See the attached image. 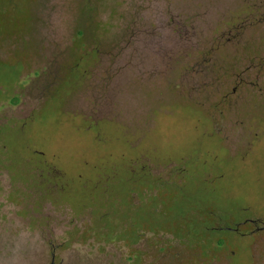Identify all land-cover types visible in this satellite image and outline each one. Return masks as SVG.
I'll return each mask as SVG.
<instances>
[{"label": "rangeland", "instance_id": "obj_1", "mask_svg": "<svg viewBox=\"0 0 264 264\" xmlns=\"http://www.w3.org/2000/svg\"><path fill=\"white\" fill-rule=\"evenodd\" d=\"M3 31L0 264H264V0H0Z\"/></svg>", "mask_w": 264, "mask_h": 264}, {"label": "flooded vegetation", "instance_id": "obj_2", "mask_svg": "<svg viewBox=\"0 0 264 264\" xmlns=\"http://www.w3.org/2000/svg\"><path fill=\"white\" fill-rule=\"evenodd\" d=\"M136 162H139V161H136ZM169 164H171V163H169ZM129 166H130V164H128V167H127L128 172H129V176L128 177L130 179H133L136 175H135V172L134 171L131 172V170L129 169ZM149 166H152V165L151 164L148 165L146 163L144 164L143 168L147 167V169H146L147 172H143L144 174L145 173L149 174L152 178H154L156 181H159V182H163V181L167 180L168 176L163 174V168H161L160 170H158L159 171V175H158V174H156L157 172L149 171V169H148ZM48 168L51 170V168L49 166H48ZM164 173H165V171H164ZM163 178H165V180ZM81 180H83V179H81ZM136 188H137V186H136ZM28 198L31 199L32 202H33V204H34L32 206V209L33 210H35V209H41V206L43 205V203L45 201H47V202H49L51 204L52 203L53 204H56L58 207H63V205H62L61 202L58 203L57 201L53 200V199L56 198V194H54L52 192V190H50L48 187H45V190H43L42 193H40V192L39 193L38 192L36 193L35 191H30L29 192V195H28ZM66 204L70 205L69 216L72 213L71 212V208H79V206L81 208L83 206V203L81 201V197L80 196L75 197L74 200L71 201L70 203H67L66 202ZM66 204H64V205L66 206ZM63 209H64V207H63ZM74 226H75V229H76V232L77 233L76 234L69 233L67 236H63L64 238L62 239V242H64V243H61V245H60L61 248L64 245H67L69 243V241H71V240L78 241V242H83V241H89L90 240V242H94L92 240L93 238L91 237V234L88 233V231L93 227L90 222L87 221L85 224H77V225H74ZM257 229H264V222H262V221H260V222L253 221L252 222V230H257ZM48 242H50V240H48ZM136 245H133V248L141 249L143 247V245H141V244L137 245V247H136ZM55 246L56 245H54L52 247L50 246L51 248L49 250V253H50L49 264H56V260H57V250L56 249H57L58 245L56 247ZM110 252H111V254L113 253L112 251H110ZM145 256L146 255H144V257ZM155 257H157V255ZM157 258L158 259H161L160 260V263L161 264H167L163 260V258H160V257H157ZM146 263H147V257L146 258H143V262H141L140 264H146Z\"/></svg>", "mask_w": 264, "mask_h": 264}, {"label": "trees", "instance_id": "obj_3", "mask_svg": "<svg viewBox=\"0 0 264 264\" xmlns=\"http://www.w3.org/2000/svg\"><path fill=\"white\" fill-rule=\"evenodd\" d=\"M5 0H3V2H4ZM9 33L8 32H5V31H3V32H0V38H5L4 37V35H8ZM10 35V34H9Z\"/></svg>", "mask_w": 264, "mask_h": 264}]
</instances>
